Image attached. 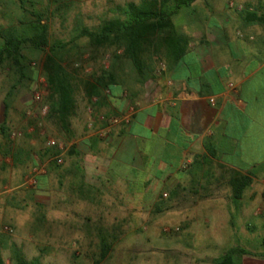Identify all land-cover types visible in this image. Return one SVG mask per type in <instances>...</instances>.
Returning a JSON list of instances; mask_svg holds the SVG:
<instances>
[{"label":"crops","instance_id":"obj_1","mask_svg":"<svg viewBox=\"0 0 264 264\" xmlns=\"http://www.w3.org/2000/svg\"><path fill=\"white\" fill-rule=\"evenodd\" d=\"M174 22L187 41L183 57L156 60L144 78L129 64L126 71L112 66L118 80L94 105L95 116L109 117L135 106L130 124L100 138L87 128L95 117L87 107L73 128L81 118L75 95L71 137L58 155L63 164L52 161L53 142L37 120L23 124L24 154L31 168L47 167L37 188L61 212L60 226L113 242L144 228L149 242L157 226L172 220L188 228L191 242L212 251L196 264H212L238 248L233 240L250 243L264 228V0H197ZM6 97L0 126L17 121L18 106L7 105ZM2 151L0 173L12 180ZM238 176L250 184L237 199L232 182ZM241 264H264V255L244 256Z\"/></svg>","mask_w":264,"mask_h":264},{"label":"rangeland","instance_id":"obj_2","mask_svg":"<svg viewBox=\"0 0 264 264\" xmlns=\"http://www.w3.org/2000/svg\"><path fill=\"white\" fill-rule=\"evenodd\" d=\"M140 1L29 0L25 8L46 12L45 19L50 27V38L69 42L80 25L95 29L104 20L117 16V6ZM33 2L34 9L30 8V3ZM24 16L18 0H0V27L21 26L20 21ZM24 55L26 79L20 78L14 66L12 68L9 63L0 66V99L7 96L5 99L7 105L16 103L18 106L15 115L17 121L6 125L7 133L0 138V151L8 150L6 153L4 150L1 152L8 161L9 169L6 172L10 173L12 169L14 173L12 180L8 179L5 173H0V190L5 187L11 190L0 196V235L17 244L27 259L40 257L43 264H196L195 258H202L203 254H212L211 250H206L204 243H193L188 239V228L169 220L155 228L154 233L157 235L152 236L149 242L145 240L144 228L132 235H126L123 241H114L111 254L104 261H100V241L82 238L77 234L79 228L60 226L61 212L58 209L51 210L44 203L43 191L37 187L24 186V178L31 169V159L24 154L26 151L23 145L27 140L28 129L23 124L31 119L37 120L36 124H41L38 128L44 133L46 140L53 142L52 145L56 147L53 151L64 150L71 136L61 130L57 122L49 120L48 114L46 116L42 114L44 107L49 108L50 101L49 87L43 70L46 54L38 53L31 46H27ZM122 56V51H116L115 48L93 50L88 47L87 39H82L70 47L66 67L73 76V86L79 103L77 112L79 117L90 106L84 82L93 75L111 71L114 65L121 71H126L127 61L118 59ZM37 94L41 95L38 102L35 101ZM81 119L82 117L74 118L73 128L74 125L81 123ZM10 130H18L22 132V136L12 140ZM18 150L21 154L19 158L15 157ZM55 206L58 208L57 204ZM7 227L13 232H5ZM125 230L129 231V228ZM254 234V241L241 242V238H237L238 240H233L236 241L233 246L237 245L238 248L246 249L258 256L264 255V228L259 227ZM3 257L6 264H12L9 249L3 251Z\"/></svg>","mask_w":264,"mask_h":264},{"label":"trees","instance_id":"obj_3","mask_svg":"<svg viewBox=\"0 0 264 264\" xmlns=\"http://www.w3.org/2000/svg\"><path fill=\"white\" fill-rule=\"evenodd\" d=\"M18 1L25 16L20 21L21 26L0 27V66L9 63L11 67L14 66L20 78L26 79L24 75L25 48L31 46L38 53H45L43 70L49 87L50 100L47 117L61 124L63 131L71 135L67 122L75 114L76 100L73 76L66 67L70 47L82 39H87L88 47L93 50L106 48L121 50L123 56L118 59H125L127 64L133 66L138 76L144 78V75L152 72L149 65L156 60L168 64L183 57L187 41L185 36L179 33L174 19L197 0L129 2L123 6H117V16L104 20L95 29L80 25L69 42L52 40L50 27L45 19L46 12L27 10L25 7L29 0ZM31 3L30 8L34 9L35 3ZM117 80V75L112 71H103L86 80L84 86L90 105L93 98H104L105 92L110 90L111 85ZM137 84L144 85L140 82ZM0 129L2 134L6 135V120L1 124ZM59 154V150L51 153L54 157ZM54 163L57 164L56 161ZM249 184L248 177H236L232 182L234 197L240 198ZM100 238V261H104L112 251L113 241L104 235ZM7 249L11 252L12 264H43L40 257L27 259L23 250L4 235H0V264H6L3 251ZM250 255L253 254L246 249L235 248L212 260V264H241V259Z\"/></svg>","mask_w":264,"mask_h":264},{"label":"built area","instance_id":"obj_4","mask_svg":"<svg viewBox=\"0 0 264 264\" xmlns=\"http://www.w3.org/2000/svg\"><path fill=\"white\" fill-rule=\"evenodd\" d=\"M78 67V66H77ZM41 100V95H35V101L38 102ZM98 98L92 99V104L88 107V112L91 116L94 115V105L98 103ZM135 106L130 105L126 112L118 117H109L105 114L94 115L95 117H91L88 121L87 128L91 131H97V135L100 138H105L110 135L112 130H114L117 126L125 124L128 125L131 123V120L135 114ZM49 113V108L46 106L42 110V114L46 116ZM100 123V127H96V125ZM41 125V124H40ZM22 136V132L18 130H13L10 132V138L15 140ZM52 160L56 161L58 165L63 164L62 157H54ZM47 173V167L44 164H37L33 166L28 174L24 178V186L36 188L39 185V178L44 176ZM11 190L8 187H5L0 190V196L6 193H9ZM5 232L12 233L13 230L11 228H5Z\"/></svg>","mask_w":264,"mask_h":264}]
</instances>
